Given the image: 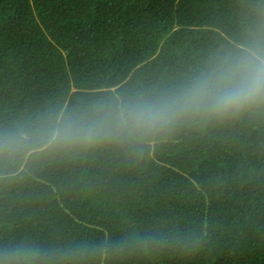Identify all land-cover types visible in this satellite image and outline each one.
<instances>
[{"label": "trees", "instance_id": "trees-1", "mask_svg": "<svg viewBox=\"0 0 264 264\" xmlns=\"http://www.w3.org/2000/svg\"><path fill=\"white\" fill-rule=\"evenodd\" d=\"M262 10L264 0H0V124L170 90L248 40ZM145 237L162 243H136ZM16 246L54 253L51 264H264V111L152 146L0 162V249Z\"/></svg>", "mask_w": 264, "mask_h": 264}, {"label": "clouds", "instance_id": "clouds-1", "mask_svg": "<svg viewBox=\"0 0 264 264\" xmlns=\"http://www.w3.org/2000/svg\"><path fill=\"white\" fill-rule=\"evenodd\" d=\"M257 111H264V19L248 40L217 53L170 90L97 100L0 124V162L14 164L50 152L86 153L106 144L152 146L180 127L223 123ZM136 243L147 247L162 241L145 237ZM80 254L75 249L67 253ZM54 255L38 246L6 247L0 249V264H51Z\"/></svg>", "mask_w": 264, "mask_h": 264}]
</instances>
